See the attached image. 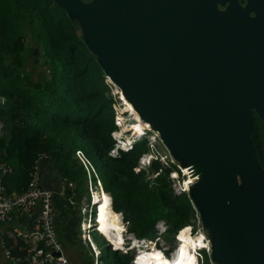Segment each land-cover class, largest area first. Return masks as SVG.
<instances>
[{"label":"water","instance_id":"obj_1","mask_svg":"<svg viewBox=\"0 0 264 264\" xmlns=\"http://www.w3.org/2000/svg\"><path fill=\"white\" fill-rule=\"evenodd\" d=\"M53 1L104 76L186 160L176 164L192 171L185 192L210 263L264 264V169L252 139V113L264 125L262 0L247 9L238 0Z\"/></svg>","mask_w":264,"mask_h":264},{"label":"trees","instance_id":"obj_2","mask_svg":"<svg viewBox=\"0 0 264 264\" xmlns=\"http://www.w3.org/2000/svg\"><path fill=\"white\" fill-rule=\"evenodd\" d=\"M77 28V22L53 0H0V163L12 169L0 174L1 184L7 195L21 193L36 171L42 187L59 192L64 184L74 185L78 203L88 196L87 168L75 155L81 150L95 166L97 179L128 233L147 240L150 249L163 254L152 243L156 223L164 220L169 226L167 239L169 233L190 228L195 211L186 192L176 194L172 189L177 172L174 165L164 167L156 159L147 170L139 168V158L149 150L145 138L127 151L118 150L117 156L109 155L115 147L112 133L117 129L113 100L106 96L103 71ZM26 34H32L37 47L26 43ZM42 65L45 77L33 74ZM132 119L135 125L137 119ZM252 139L264 169L261 121L254 122ZM148 171L154 174L152 179H148ZM70 192L55 198L54 219L63 245L61 230L66 220L60 212L66 211L68 204L61 200ZM6 234L3 250L25 257V241L11 229ZM114 249L108 253L111 251L115 264H130L131 254L123 253L126 245Z\"/></svg>","mask_w":264,"mask_h":264},{"label":"rangeland","instance_id":"obj_3","mask_svg":"<svg viewBox=\"0 0 264 264\" xmlns=\"http://www.w3.org/2000/svg\"><path fill=\"white\" fill-rule=\"evenodd\" d=\"M77 29H78V34L81 35L80 28H77ZM33 39L34 38H33L32 34H29V35L26 34V37H25L26 43L33 45V46H36ZM40 52L41 51L37 50V54H40ZM41 57L42 56H40V58ZM43 69H44L43 65L38 66L36 69H34L33 74L36 75L39 72V76L45 77L42 74ZM20 71L21 70H19V72ZM27 74L30 75L31 72L29 71ZM105 84L107 85V88H108L106 90V96L112 98V100H113L112 108L114 111V121L117 125V129H116L117 131H115V132L119 133L118 136L115 135V132L112 133V137H115L116 145L118 147H122V148L127 149L128 147L131 148L136 142L145 138L148 142L147 146H148L149 150L147 152H145L146 154L144 156H142L143 157V163H145V162L151 163L153 160L158 159L160 161V164H162V166H164V167H167L169 165H174L177 169V172H176V175H175L174 180L172 182V189H173L174 193L178 194L180 191H177V190H179L184 185L183 183H184V181L187 180V175L184 174L183 169H180L176 163L185 164L186 160H184L183 158H181L180 156H178L175 153H169L168 150L166 149V147L159 140L158 135H156V133L153 132L149 128V126H146L145 123L142 124L141 121H139L137 119V123L135 125H133L135 123L134 120L132 119V116H134V114L130 113V111L128 110L129 108L128 109L125 108L124 101L121 97V94H120L118 88L107 77H105ZM131 126H132V128H131ZM130 128L132 129V132H131ZM131 133L135 137H132ZM0 135H1V130H0ZM126 138H130L131 140L127 141ZM78 155H79V159L82 160L85 163V165L87 166L86 176L88 179V185H87L88 196L84 195L82 197L81 201L77 203V201L74 197L75 192H76L74 185H72L73 187H71V189H69L70 185H67V187L64 189L65 192L68 190L71 191L70 192L71 194L69 197H67L65 195V197H67V198H65V199L63 198L61 200V201L67 202V204H68L67 209L65 208L67 213H64L65 215H63V216L65 217V220H66L68 226L71 228V230H73L75 227L76 228L79 227L78 229L81 230V226H82L83 222L86 221V218L88 220L90 219V217L89 216L87 217V215H86V213H87L86 209H88V207H90L88 205H90L91 193L94 192L96 194H99V191L103 190V189H101V186H102L101 183L96 185V182H94V179L97 180V176H98L97 171L95 172V169H94L95 166L94 167L92 166V164L84 156L82 151H78ZM40 157H41V155H40ZM40 157H39V159H41ZM47 163L48 162L45 161V164H47ZM50 164H52L51 160H50ZM148 167H149V165L144 167V169L147 170ZM147 177H148V179H152L154 177V174H151L148 171ZM100 184H101V186H100ZM183 187H185V186H183ZM183 187L181 188V190L185 189ZM61 193H62V191H61ZM63 195L64 194H62V196ZM69 204H70L71 208H69ZM91 206H92V202H91ZM97 211H98V208L97 207L95 208V206H93L92 207V214L94 212L97 213ZM62 212H65V211H61L60 214H62ZM82 215H84L85 218L82 219V217H83ZM116 215H117V219L121 222L119 215L118 214H116ZM78 216L80 218L79 223H78ZM98 220L100 221V223H102V219H101V216L99 214H98ZM98 220L95 219L93 222H95V225H97L99 227V221ZM199 222L200 221L197 220L196 213H195V216L192 219L191 224L189 225L192 227V233H195V232L197 233V231H199V229H200ZM121 223L124 225V233H123L124 234V243L120 247H124L126 245L127 249H125L123 251V253L132 254L133 253L132 248L134 249L133 244L131 245V248H129V246H128V244L131 242V239H130L131 234L128 233L127 228H126V224H124L123 222H121ZM88 224H89V222L86 221L85 222L86 228L88 227ZM92 226L93 225H91L90 227H92ZM100 228H101V226H100ZM156 228H157V234H156V236H154L155 238L153 237L154 240L152 241V243L155 244V246L158 247L160 250L161 249L167 250V252L170 253L172 251V249L174 248L175 243H174V235L171 233H169L170 235L166 239V235H168L167 229L169 228V226L164 222V220H159L157 222ZM100 230L101 229H99V230L93 229L90 231L92 240L94 241L95 245L99 249L98 254L97 253L93 254V252H91L88 249V251H86L87 261L84 262L81 260V264H88V263L91 264L93 256H95L97 263L100 262L102 264V262H101V260H102L103 262H105V264H115L114 257L111 254V251H110V253H108V250L112 249V247L113 248H120V247H118L114 243L112 244V242H110V240L107 238V235ZM200 230L203 232L202 229H200ZM102 234H104L105 237H103ZM158 234H159V236H157ZM81 237H82V234H81ZM157 237H158V239H157ZM81 239L85 240L86 234L84 235V238L82 237ZM83 240H82V244L85 247V243L83 242ZM107 243L110 244L112 247L108 246ZM176 246H177V244H176ZM176 246H175V248H176ZM194 246H196L199 249L206 247L205 246V240L200 236V234H196L194 236ZM136 248H138V247H136ZM140 248L145 250V248L143 246ZM152 251L155 252L154 250H152ZM146 252H148V251H146ZM167 252H164V253H165V256L169 258V256H168L169 254L167 255ZM201 253L203 255L205 263L209 264L208 263L209 262V255L207 253V250L204 249L201 251ZM134 255H135V253H134ZM93 262H94V260H93Z\"/></svg>","mask_w":264,"mask_h":264},{"label":"built area","instance_id":"obj_4","mask_svg":"<svg viewBox=\"0 0 264 264\" xmlns=\"http://www.w3.org/2000/svg\"><path fill=\"white\" fill-rule=\"evenodd\" d=\"M145 154L146 153L142 154L139 158V168H144L150 165V162L143 163L142 156ZM11 171V167H9L7 164L4 162L0 163V174L7 172L9 173ZM69 185L72 186L71 183H69ZM177 191L185 192L186 189L181 190L180 188ZM61 194L62 193L60 191L58 192L54 189L40 186L38 173L36 171L32 173L31 180L24 191L21 193H12L11 195H7L5 193L0 178V223L11 221L14 215H18L20 217L30 216L33 211L38 210V214L34 220L33 228L28 232L21 231L18 233V237H21L25 241V257H14L12 256L10 250L6 248L3 250L5 257L9 260L10 264H71L64 253L63 245L59 239V235L56 230L57 226L54 219L55 198L57 195ZM82 216L85 218L84 215ZM190 229V233H192L191 226ZM181 230L182 229H179L174 234L175 246L177 243V234ZM81 231H85L83 226H81ZM130 239L131 242H133V240L144 241V243L149 246L148 241L145 239H135L132 235L130 236ZM175 246L172 251L168 253V256H171L172 252L174 253ZM204 249L205 248L195 250V252L193 251L195 258L197 259L196 264H206L201 253V251ZM205 250H207V248ZM161 251L164 254V252L167 250L161 249ZM134 261L135 258L133 255L130 264L134 263ZM99 263L100 262L97 263V260H95L93 264ZM208 263L212 264L210 261Z\"/></svg>","mask_w":264,"mask_h":264},{"label":"bare ground","instance_id":"obj_5","mask_svg":"<svg viewBox=\"0 0 264 264\" xmlns=\"http://www.w3.org/2000/svg\"><path fill=\"white\" fill-rule=\"evenodd\" d=\"M118 90L121 94V97L124 101V104L134 114L136 119L141 121L142 124L145 123L146 126H149V124L147 122L143 121L140 118L139 114L134 110L132 105L125 99V97L123 96V94L119 88H118ZM149 128H150V126H149ZM152 131L155 132L157 135V131H155V130H152ZM127 141H130V140L127 139ZM182 169H183L184 174L187 175V180L184 181V183H183L184 184L183 186H185V187L182 186L183 188L186 189V188H188V185L194 181V177L192 176V173H191L192 171L189 169V167L188 168L182 167ZM195 172H197V170H195ZM197 176H199V175H197ZM67 185H69V183L61 186L59 191L60 192L62 191V194L65 192L64 189L67 187ZM100 186H101V184H100ZM101 189H103L102 186H101ZM91 202H92V206H91ZM111 204H112L111 198H110L109 194L106 193L104 190L99 191V194H96L94 192L91 193V201H90V205H88L90 207H88V209H86V211H87L86 215H87V217L88 216L90 217L89 220L86 218V221L89 222V224H88V227L86 228L85 227L86 221L83 222L82 226L85 229V231H81L80 234H82L83 238H84V235L86 234L85 242H86L88 248L92 250L93 254L94 253L98 254V250H99L98 247L95 245L94 241L92 240V237L90 234V231L93 230L94 228H97L98 230L101 229L100 231H102L103 233H105L107 235V238L110 240V242H112V244L114 243L115 245L120 247L124 243V234H123L124 233V225L117 219V215L115 214V212H113ZM93 206H95V208L96 207L98 208L97 213L94 212L95 215L92 214V207ZM54 211L56 213L57 210L54 208ZM98 214L101 216L102 223H100V221L98 220ZM95 219L99 221V227L97 225H95V222H93ZM91 225H93V226L90 227ZM100 226H101V228H100ZM190 230H191L190 228H187L183 232H180L178 234V237L176 238L177 246L175 248L174 253L172 252V254H171V256H169V258L166 257L164 254H157V253L153 252L150 249L149 243H148L149 246H147V244H145L144 241L133 240L132 244H133L134 249L136 250V253L134 255L135 261L132 264H196L197 259L195 258V254H193V251L195 252V250H198L199 248L194 246V237H193V233H190ZM197 234H200V236L205 240V246L206 247H204V248L205 249L209 248V242H208L205 234L201 230H199L197 232ZM102 236L105 237L104 234H102ZM131 239H132V237H131ZM135 246L138 247L139 249L136 248ZM142 246L145 248V250L140 248ZM120 248H122V247H120ZM120 248H118V249H120ZM146 251H148V252H146ZM93 260L95 261L96 259L93 257Z\"/></svg>","mask_w":264,"mask_h":264},{"label":"crops","instance_id":"obj_6","mask_svg":"<svg viewBox=\"0 0 264 264\" xmlns=\"http://www.w3.org/2000/svg\"><path fill=\"white\" fill-rule=\"evenodd\" d=\"M47 188L53 189L52 187ZM64 213H67V211L62 212V215H65ZM37 214L38 210L33 211L30 216L20 217L18 215H14L11 221L6 223H0V264H10L9 260L5 257L3 253V242L5 241V237L7 236V231L9 232V230L11 229L16 233H19L21 231L28 232L33 228L34 220ZM62 218L65 219L64 216H62ZM65 225L64 228H62L61 230V236H63L64 245L62 242L61 243L63 245L65 255L67 256L71 264H81V260L86 262V251H88L89 248L85 240L79 237L81 230L78 229V226V228L75 227L73 230H71L69 226L65 227ZM82 240L85 243V247L87 249L83 246ZM89 250L92 252L91 249ZM93 257L95 258V256ZM93 257L91 264L94 263Z\"/></svg>","mask_w":264,"mask_h":264},{"label":"clouds","instance_id":"obj_7","mask_svg":"<svg viewBox=\"0 0 264 264\" xmlns=\"http://www.w3.org/2000/svg\"><path fill=\"white\" fill-rule=\"evenodd\" d=\"M117 131V130H116ZM115 132V131H114ZM113 139H114V141H115V147H114V149L113 150H111L110 151V153H109V155H111V156H117L118 155V150H123V151H127V150H129V148L128 149H125V148H122V147H118L117 145H116V140H115V138L113 137ZM133 145V144H132ZM78 151H81V150H76V153H75V155H76V157L78 158V160L87 168V166L85 165V163L82 161V160H80L79 159V156H78ZM85 156V155H84ZM138 162H139V160H138ZM87 170V169H86ZM95 182H96V185H98L99 183H101V181L99 180V179H97V180H95ZM102 184V183H101ZM103 187V186H102ZM104 190V189H103ZM105 191V190H104ZM85 217V216H84ZM82 219H83V217H82ZM82 222V221H81ZM157 224V223H156ZM156 227V226H155ZM156 230H157V228H156ZM156 233H157V231H156ZM156 235V234H155ZM154 235V236H155ZM133 236V235H132ZM135 239H136V237L135 236H133ZM153 240H154V238H153ZM110 247H112L111 245H110ZM112 250H114L113 248H112ZM132 250H133V253L131 254V257L133 258V255H134V253H135V249H133L132 248ZM99 251V250H98ZM164 255H165V253H164ZM132 260V259H131ZM101 262H102V264H104V262L101 260ZM101 264V263H100Z\"/></svg>","mask_w":264,"mask_h":264},{"label":"flooded vegetation","instance_id":"obj_8","mask_svg":"<svg viewBox=\"0 0 264 264\" xmlns=\"http://www.w3.org/2000/svg\"><path fill=\"white\" fill-rule=\"evenodd\" d=\"M238 1L241 4L240 6H241L242 9H247V7H248V5H246L247 0H238ZM262 2L264 3V0H262ZM219 8L220 9H224V7L222 5H219ZM255 11H256V8L255 7H251L248 10V12H247V16L249 18H255L256 17V12ZM263 25H264V23H263ZM262 41H263V44H264V39ZM252 118H253V122L261 121L260 119H258V117H257V115L255 113H252ZM256 151H257V149H256Z\"/></svg>","mask_w":264,"mask_h":264}]
</instances>
